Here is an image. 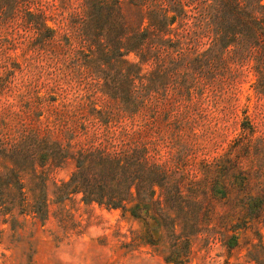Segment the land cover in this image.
Here are the masks:
<instances>
[{"label":"rangeland","instance_id":"374dc122","mask_svg":"<svg viewBox=\"0 0 264 264\" xmlns=\"http://www.w3.org/2000/svg\"><path fill=\"white\" fill-rule=\"evenodd\" d=\"M252 2L0 0V264H264Z\"/></svg>","mask_w":264,"mask_h":264},{"label":"trees","instance_id":"16d2710c","mask_svg":"<svg viewBox=\"0 0 264 264\" xmlns=\"http://www.w3.org/2000/svg\"><path fill=\"white\" fill-rule=\"evenodd\" d=\"M176 6L179 7L178 4ZM233 9L238 17L236 24L245 25L252 38V44L255 43L258 46H264V40L261 39L264 37V6H261L260 3L252 2L249 6V12L244 11L239 6H235ZM258 13L262 15L261 20L256 17Z\"/></svg>","mask_w":264,"mask_h":264}]
</instances>
